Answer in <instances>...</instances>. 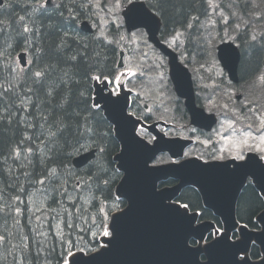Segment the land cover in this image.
Here are the masks:
<instances>
[{
  "label": "snow or ice",
  "instance_id": "6c2138e0",
  "mask_svg": "<svg viewBox=\"0 0 264 264\" xmlns=\"http://www.w3.org/2000/svg\"><path fill=\"white\" fill-rule=\"evenodd\" d=\"M147 2L149 7L145 9L137 0H30L24 7L25 15L19 17L18 28L13 32L25 41L27 48H32L33 41L43 38L45 32L50 35L65 23L73 27L86 17L97 29V35L89 39L113 44L115 41L109 39L105 29L112 24L119 30L121 10L127 9L124 14L133 27H147L157 15L161 18L165 15L167 0ZM207 7L214 14H217L216 9L223 8L216 0H207ZM12 8L13 0H0V14ZM218 14L228 23L223 11ZM229 15L235 16V13L230 12ZM198 19L192 18L193 21ZM45 20L51 23L46 25ZM15 23L17 21L11 13L0 19V36L11 38L12 33L7 29ZM208 23L214 22L209 20ZM193 26L192 22L187 24L188 29ZM173 31L175 34L166 43L169 47H179L184 33ZM58 39L59 43L54 42L51 51L69 69L78 70L83 54H69L71 48L68 41L74 38L65 31ZM256 40L257 36L252 35L251 41ZM5 43L8 48L12 47L7 39ZM43 53L44 49L37 45L33 54L35 59L29 58L27 67H22L11 59L10 53L0 51V125L6 123L12 126L15 123L19 127L25 124L27 129H31V134L26 131L16 146L9 148L6 154H0V264H53V260L55 264H86L101 254L95 246L98 237L102 238L99 247L105 250L115 242V221L126 211L121 207L124 201L119 195L110 205L107 203L110 197L106 193L115 182L120 168L111 169V162L107 160L106 133L99 130V121L95 120L96 113L92 111L100 109V105L93 104L88 108L83 99L85 92L81 91L79 96L85 105L82 111H68L73 105L71 96H62L54 108H49L48 101L54 100V96L59 95L62 86L66 85L64 79L59 83L52 82L51 73L55 66L47 63L41 66L39 61ZM95 67H89L86 77L105 88L113 84L107 89L109 95L118 96L117 89L125 73H106L102 68L94 71ZM155 67L162 68L163 60L158 58ZM62 71L67 82L72 83L69 71ZM128 74L135 75L130 71ZM41 89L45 90V101L33 104L31 94ZM76 107L80 109L79 104ZM223 107L224 117L220 124L223 133L217 131L216 135L227 148L214 151L212 160H225L223 153L227 151L230 154L228 158L237 162V169L253 168L264 173V111L249 107L250 115L245 116L242 109L237 113L229 110L227 105ZM30 108L35 109V114L29 111ZM261 108L264 109V105ZM202 143L208 145L211 141ZM246 152H255L256 157H246ZM74 156L81 157L76 161L77 166L87 161L86 167L79 171L69 167ZM207 166L209 162L204 161L202 167ZM246 174L256 179L253 173ZM168 207L186 218L189 225L194 218L202 215H189L188 203L177 201ZM221 234L220 228L210 233L214 236ZM78 253L95 255L85 258Z\"/></svg>",
  "mask_w": 264,
  "mask_h": 264
},
{
  "label": "water",
  "instance_id": "95a60500",
  "mask_svg": "<svg viewBox=\"0 0 264 264\" xmlns=\"http://www.w3.org/2000/svg\"><path fill=\"white\" fill-rule=\"evenodd\" d=\"M137 3L147 9L144 2ZM126 11L125 8L122 16L127 31L145 29L148 40L167 58L170 80L176 96L184 101L190 125L210 131L217 119L214 114H208L196 105L188 69L178 61L177 55L157 38L161 27L160 19L156 17L147 27H133L127 22L124 14ZM79 28L84 33L93 32L87 21L81 22ZM120 55L122 56V53ZM217 55L229 79L237 82L239 51L236 46L231 42L222 43L217 48ZM18 60L22 67L26 66L25 53L19 54ZM236 98L239 99L240 96ZM93 103L100 105V110L112 124L120 145V152L114 158L122 173L116 187V195L126 202L127 207L125 206V213L115 221V242L108 246L107 250L102 248L99 251L101 254L86 264H261V261H264V210L256 219L261 231L253 232L242 227V240L236 242L230 241L228 235L240 227L236 220V204L248 180L264 201V173L253 168L237 169V162L231 159L211 161L207 167H202L204 162L197 158L150 165L157 155L164 152L168 153L171 159L181 158L189 141L165 138L156 132V123L149 127L156 137L153 144L136 136L135 128L138 123L126 114L128 95L114 97L104 89L96 88ZM246 157H256V154L248 153ZM79 160L80 156L72 160L75 168L87 164L85 161L77 166L76 161ZM248 172L253 173L256 179L246 174ZM167 180H174L175 184L159 188V183ZM186 187H191L199 193L203 206L220 220L224 229L220 237L203 249L191 247L189 242L203 241L206 235L213 231V224L209 221L197 223L196 217L189 225L186 218L168 207L176 202L181 190ZM201 236L204 238L201 239ZM252 241L260 249V263L247 258L239 260L240 254L249 252ZM200 256L206 260L201 261Z\"/></svg>",
  "mask_w": 264,
  "mask_h": 264
},
{
  "label": "trees",
  "instance_id": "16d2710c",
  "mask_svg": "<svg viewBox=\"0 0 264 264\" xmlns=\"http://www.w3.org/2000/svg\"><path fill=\"white\" fill-rule=\"evenodd\" d=\"M28 2H30V0H13V8L5 10L4 13L0 14V19H4L7 17L8 13H11V15L17 21V23L13 24L7 29L8 32L12 33L11 38L0 36V51H6L7 53H10L11 59L15 61L14 56L19 51H26L29 58L35 59V56L33 54L36 52V46L38 45L39 47L43 48L44 53L42 54V59L39 61V63L41 64V66H43L45 63L55 66L54 70L51 73L52 82L59 83L61 79H64L66 85L62 86V88L60 89V94L55 95L54 100L48 101L47 106L49 108H54L55 105L60 102L62 96H71L73 99V105L70 109H68V111H82L85 105L84 103H81L79 93L83 91L85 92V97L83 99L86 101L87 107L91 108L92 80L87 78L85 74L88 73L90 66H96L94 68V71L102 68L106 73L108 71H112L114 74H116V64L120 44H108L106 42L89 39L90 37L96 35H86L81 33L78 29L77 22L73 27H68L67 23H65L63 27H59L58 31L52 32L50 35L45 32L43 38H39L33 41L34 46L32 48H27L25 41L22 38L15 36L13 29L18 28L19 17L21 15H25L24 7ZM145 2L149 7L147 0H145ZM165 8V15L162 18L158 15L162 21L160 39L162 41L167 40L174 34V29L182 31L185 38L183 52L186 53L187 56L192 57L195 60V63H201L202 60L200 57L204 55L205 46L198 45L199 47L196 48L195 44L193 43V39L197 36V38H199V36L201 35V33L198 34V32L201 20L207 10V0H167ZM193 17H198V21H193ZM25 22H27V20ZM189 22H192L194 25L191 29L187 28V24ZM44 23L47 25L51 22L45 20ZM65 31L69 32L74 38L68 41L71 48V52L69 54H83V60L82 63L78 65V70L69 69L68 66L58 61L57 56L51 51V49L54 47V42L59 43L58 37ZM120 32V28L118 31H115L113 27L111 28V33L115 38L119 36ZM6 39L7 43H10L12 47H7L5 43ZM236 40L239 43V49L241 53L238 65V74L240 81L244 82L253 79L260 71H262L264 48L259 43L247 41V35L246 33H243V31L239 32L238 38H236ZM76 41H79V43L77 44ZM85 45H87V48H85ZM186 62L189 63V60H186ZM0 63H2V60H0ZM62 69L69 71L72 83L69 84L67 82V78L64 77ZM90 74L91 73H89V75ZM31 98L33 104H40L44 102L45 90L41 89L40 91L31 94ZM177 103L179 104L177 108L180 109V111L178 110L177 112L178 117L182 119V121L187 120V113L182 108L181 101H177ZM77 104L80 105V109H77ZM29 111L35 114L34 108H30ZM92 111L96 113L95 120L99 121V130L103 133H106L105 138L109 149L107 160L111 162L110 168L115 169L113 158L119 152L120 146L114 136L113 126L106 120L100 109H92ZM24 115H27V113H24ZM145 119L146 121H151L150 117L145 116ZM28 122H32L31 118H29ZM26 131L31 134V129H27L25 124H21L19 127H17L15 123H13L12 126H8L6 123L0 125V154H6L9 148L16 146V144L21 140ZM25 146H27V143L25 144ZM202 156H204L206 159L212 158V156L210 154H207L206 152ZM74 157H72V160ZM69 167H73L72 163L69 164ZM80 169L77 170L79 171ZM120 178L121 174L119 173L116 177L115 182L112 183L110 189L106 193V195L110 197L107 201L109 205L115 198V187L117 186ZM174 183V180H169L167 182L161 183L160 187L172 186ZM177 201L181 203H188L190 205V212L201 213L202 215L199 216V220L212 221L218 227H221L219 219L214 216L211 211L203 207L201 197L195 189L191 187L184 188L177 197ZM125 205L126 203L124 201L121 207L124 208ZM263 209V199L260 197L259 193L253 187V185L248 182L247 185L242 189L237 200V220L250 229L258 230L259 227L254 222V219ZM23 222L27 223V220H23ZM95 246L98 247L97 241ZM250 257L251 259H257L260 257L259 250L256 246H252L250 250ZM53 264H55V260H53Z\"/></svg>",
  "mask_w": 264,
  "mask_h": 264
},
{
  "label": "rangeland",
  "instance_id": "374dc122",
  "mask_svg": "<svg viewBox=\"0 0 264 264\" xmlns=\"http://www.w3.org/2000/svg\"><path fill=\"white\" fill-rule=\"evenodd\" d=\"M216 2L221 4L223 8L216 9L215 12L217 14H214L213 10L208 8L206 16L201 23V35L199 38H197V36L193 39L196 48L199 47L198 45H204L207 48V55L203 59L204 62L197 64L192 57L187 56L185 53H181L185 41L184 36L180 37L182 43L179 47H170L180 54L179 58L183 63L185 60L191 62L186 65L191 72L194 82L197 84V95H199L202 100V106L207 112H212L218 117V124L209 135L205 138L198 137L192 139V145L185 149L184 157L191 154L200 157L204 155L205 152L212 156V153L214 151L218 152L221 147L227 148V145L224 144L220 136L216 135L217 131L223 133L220 124L223 122L224 105H227L229 110H235L237 113L241 112V109H243V114L245 116L250 115L249 107L264 111V109L261 108V105H264V80H261V76H264V69H262L255 78L242 83L238 88L231 87L228 85L229 82L227 76L221 69L216 56V46L222 41V39L237 44L235 40L236 36L243 29H247L249 40H251L252 35L257 36L255 42L264 40V0H216ZM230 5L231 7H229ZM236 7H239L244 13L249 7L251 10L242 14L235 10ZM221 11H223L225 17H228V23H225L218 14ZM230 12H234L235 16H230ZM119 16L122 21L121 26H123L121 11L119 12ZM209 20H212L214 23L209 24ZM98 22L99 21H97V23ZM91 23L93 22L91 21ZM114 27L116 28L115 25ZM217 27L221 28L220 32L223 36L219 39L216 34ZM105 31L109 34V39L115 41L114 43L125 46L122 49L127 51L124 56V68L118 70V73H125L121 78L120 84H124L126 89L132 92V100L138 102V104L135 105V108L139 114L141 116H152L154 121L164 122L165 125L158 128H160L161 131H164L166 135L172 134L179 137H189L193 129L189 127L188 122L184 123L177 120L175 125H172L170 122V119L172 118V109L176 108L179 104L176 102L175 95L172 94V89L168 80L166 59H164L157 51L155 52L147 43L144 31L138 30L128 34L125 32V29H121V33L117 38L113 37L110 32V24L106 27ZM120 37H123V39L121 40ZM171 39L172 37L167 41ZM158 58L163 60L162 68L155 67L158 63ZM14 59L17 66H19L16 55L14 56ZM129 71L135 73V75H129ZM237 93L241 94V99L239 101L235 99V94ZM145 105L147 108L143 109V106ZM245 105L248 107H245ZM255 114L259 115V112H256ZM228 115L231 116L232 112L229 111ZM239 126L240 125H237V127ZM138 135L147 142H151L153 137V135L145 129H140ZM209 140L211 143L208 145L202 143V141ZM185 153L188 155L185 156ZM253 153L256 154L255 152ZM223 155L226 159L230 156L227 151L224 152ZM169 161L171 160L168 154H159L153 161V164L158 165ZM216 229L217 228L214 227L211 233ZM207 236L212 239L219 237L210 234H207ZM209 237L207 238L208 240L210 239ZM238 238L242 239L241 232L240 234L233 232L230 235L229 240L235 241ZM101 239L102 238L99 237L97 239V241L99 240V244ZM197 243L198 242L195 240L190 241V244L193 246Z\"/></svg>",
  "mask_w": 264,
  "mask_h": 264
},
{
  "label": "bare ground",
  "instance_id": "6f19581e",
  "mask_svg": "<svg viewBox=\"0 0 264 264\" xmlns=\"http://www.w3.org/2000/svg\"><path fill=\"white\" fill-rule=\"evenodd\" d=\"M22 40V39H21ZM46 41V40H45ZM19 42V41H18ZM14 44V43H13ZM7 50V49H6ZM7 53V52H6ZM95 86H96V88H103L105 91H108V90H106L105 89V87H103L102 85H100V84H98V83H95ZM109 89V88H108ZM118 96H124V95H126L127 94V90H118ZM116 96V95H115ZM143 128V126L141 125V124H137L136 125V130H140V129H142ZM241 226L240 227H238V228H236L234 231H232V232H230V233H228V235H231L233 232H235V233H238V234H240V232H241ZM224 233V231H223V229H222V234ZM221 234V235H222ZM240 240H242V239H240V238H238L237 239V241H240ZM252 243H253V241H252ZM204 245H205V242H203V241H198V244H197V246L199 247V248H201V249H203V247H204ZM240 257L241 258H245L246 257V254H241L240 255ZM256 263H260V261H257Z\"/></svg>",
  "mask_w": 264,
  "mask_h": 264
}]
</instances>
